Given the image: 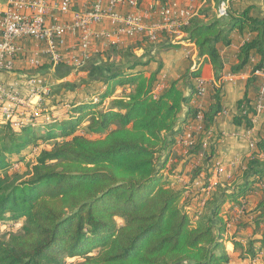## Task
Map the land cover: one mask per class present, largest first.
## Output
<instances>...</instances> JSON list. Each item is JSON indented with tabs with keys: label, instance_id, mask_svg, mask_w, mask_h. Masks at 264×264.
Instances as JSON below:
<instances>
[{
	"label": "trees",
	"instance_id": "trees-1",
	"mask_svg": "<svg viewBox=\"0 0 264 264\" xmlns=\"http://www.w3.org/2000/svg\"><path fill=\"white\" fill-rule=\"evenodd\" d=\"M214 1L218 6L223 0ZM233 29L248 30L254 36L239 46L232 71L243 68L253 51L259 56L253 69L260 67L264 18L252 17L246 9L206 21L192 17L182 39L171 40L164 34L153 45L157 49L193 42L197 50L194 67L157 91L159 71L147 74L145 62L125 53L120 64L91 76L100 90L98 100L73 105L78 117L62 120L44 134L54 138L57 129L63 139L40 151L24 180L6 173L7 156L34 143L39 137L35 128L42 123L25 125L19 132L0 126V220L24 221L19 232L0 240V264H66L64 256L82 258L70 264H232L235 252L250 260L262 255L264 264V184L262 198L251 209L246 201L238 200L251 191L256 177L264 178V159L252 155L241 169L240 181L217 185L204 202L205 212L194 223L180 202L183 190L168 185L164 177L175 135L196 112L189 105L195 79L205 63L211 65L215 82L221 78L223 63L217 44L229 43ZM55 68L57 76L72 71L66 64ZM248 81H254V76ZM181 84L189 88L187 95ZM117 87L124 91L112 97ZM212 88L201 136L210 131L222 110L220 85ZM108 98V105L101 109ZM238 107L247 113L236 116L234 122L250 127V101L244 97ZM85 115H89L88 132L101 137L74 134ZM257 151L264 152V138L257 143ZM226 202H234L243 215L252 217L253 231L244 242L226 235L227 220L220 215ZM115 217L123 223L117 225ZM225 241L232 244V252L225 250Z\"/></svg>",
	"mask_w": 264,
	"mask_h": 264
},
{
	"label": "built area",
	"instance_id": "built-area-1",
	"mask_svg": "<svg viewBox=\"0 0 264 264\" xmlns=\"http://www.w3.org/2000/svg\"><path fill=\"white\" fill-rule=\"evenodd\" d=\"M139 1L86 0L76 10L73 0H0V126L17 129L35 124L51 90L47 77L39 72L44 64H66L75 70L91 55L130 38L150 42L164 34L172 35V40L183 38V28L195 14L192 0L185 5L154 2L144 8ZM229 1L223 0L217 6L218 17L226 15ZM71 38H76V43H69ZM252 75L259 85L250 101L251 122L264 114V61ZM207 89V81L197 77L194 97H204ZM246 113V108L239 110L241 116ZM191 119L203 127L202 105L196 106ZM249 146L255 147L254 143ZM224 170L216 161L205 187L210 189L216 184L215 177Z\"/></svg>",
	"mask_w": 264,
	"mask_h": 264
},
{
	"label": "crops",
	"instance_id": "crops-1",
	"mask_svg": "<svg viewBox=\"0 0 264 264\" xmlns=\"http://www.w3.org/2000/svg\"><path fill=\"white\" fill-rule=\"evenodd\" d=\"M177 1L180 4H188L189 0H170ZM86 0H73V9H81ZM158 2L159 0H140V7H146L148 4ZM192 7L195 11L193 17H198L202 20H208L212 17H217V6L213 0H192ZM208 9V11L205 10ZM248 10L249 15L255 18H264V0H230L227 6V11L231 15H235L243 10ZM205 10V12L203 11ZM102 27V25H101ZM172 40V35L167 34ZM229 43H218L217 48L223 63V70L221 78L215 82L213 79V70L209 63H205L202 67L201 76L207 81L208 89L204 97L190 99L189 105L194 107L199 104L206 110L208 104L212 101L210 91L213 85H220L222 94V109L224 113L219 112L215 118L213 126L207 134L201 136L203 127L200 128L189 116L185 122L182 123L179 132L175 135V143L168 155L166 166L164 169V176L168 185L172 187L174 182L182 181L189 183L185 187V192H190L195 187L197 180L206 179L211 177L210 170H213V165L216 161L220 162L224 167V173L221 175L224 180L220 184L235 180L240 177L241 169L244 163L252 155L264 159V152L257 151V143L260 139L264 138V114H258L250 127H247L243 122L237 124L234 122L236 116H240L238 102L243 100L244 97L249 101L253 100L258 90V79L252 75L255 63L259 60L256 52H252L249 56L247 63L238 71H232V67L237 63V51L239 46L245 41L250 40L254 33L248 30L242 32L233 29L229 33ZM161 39V36L157 39ZM147 39L130 38L125 40L122 44L110 45L104 51L91 55L88 60L79 68L63 76H57V69L55 66H47L45 69L50 71L52 77L56 82L64 83L67 85H75L82 82V86L93 84L91 76L97 73H104L114 65H118L123 61L124 54L129 52L145 62L144 68L147 74L151 71L158 70L156 90L159 91L165 87L169 82L177 79L180 74L196 60L197 50L193 42H182L181 45L176 47H162L155 48L156 45ZM69 43H76V38H71ZM72 68V67H71ZM41 69H39L40 71ZM254 76V81L248 79ZM80 78L79 82L71 81V79ZM52 80H54L52 78ZM70 82L71 84H69ZM62 84L63 86H66ZM95 84V83H94ZM74 85V86H73ZM96 85V84H95ZM98 85V84H97ZM184 90L185 95L189 93V88L180 85ZM253 111V110H252ZM251 117V116H250ZM201 146L197 151H193L198 144ZM250 143H254L255 147L251 148ZM209 167L208 172L202 171L205 167ZM195 169L198 175L194 177L190 171ZM202 172H201V171ZM210 174L207 176V174ZM264 184V178H255L251 191L244 197L239 198L240 202H247V209H251L262 198L263 192L261 190ZM192 187V189H190ZM174 188V186H173ZM186 195V194H185ZM194 200V199H191ZM198 200V199H197ZM201 201V200H200ZM204 204V203H202ZM238 205L234 202H226L222 208L220 215L227 220L226 234L235 236L236 239L242 240L248 237L253 231V223L250 217H245L242 210H238ZM226 207V210L224 209ZM224 209V211H223ZM237 209L238 214L227 217L230 211ZM228 213V215L226 214ZM241 221H249V226L252 231L238 230L236 225L230 221H235L237 218ZM232 218V219H230ZM249 227V228H250ZM248 228V227H247ZM246 230V228H245ZM255 237H259L256 234Z\"/></svg>",
	"mask_w": 264,
	"mask_h": 264
},
{
	"label": "rangeland",
	"instance_id": "rangeland-1",
	"mask_svg": "<svg viewBox=\"0 0 264 264\" xmlns=\"http://www.w3.org/2000/svg\"><path fill=\"white\" fill-rule=\"evenodd\" d=\"M214 3L215 5H217L215 1ZM205 10L208 11V9L206 8ZM205 10L203 11L205 12ZM27 72L28 74L31 73V71H27ZM39 72L40 74H43L44 76L47 77L46 78L47 84L51 86V90L49 94L44 99L45 109H42L38 119L35 122V123L37 122L42 123L35 128L36 130L35 132H37L36 134H38L39 137H37L34 143H30L26 145L25 147H23L18 154H10L7 156V159L10 162V165L6 169L7 170L6 173L14 174L15 176L20 177L19 178L20 180H24L28 178V176H30L31 167L36 162V158L39 155L41 150L43 149L48 150L56 142L55 140L62 141L63 139L62 136L58 135L59 131L57 129H54L53 131L56 134V137L54 138H48L44 134H46L54 124H57L58 122H61L62 120H74L76 117H78V115L74 111H72L73 105H76L79 102H86L90 100L97 101L98 95L96 94V92L100 91L98 90L99 87L97 84L96 85L90 84V85L82 86L83 84L82 82H80L79 84H77V86L75 85L74 87H72V85L63 86L62 84L64 83L56 82L55 78L52 77L53 75L50 74L51 72L47 71L45 68L41 69ZM52 78L54 80H52ZM71 81L72 83L73 81L79 82L80 78L76 80L72 78ZM68 83L71 84L70 82ZM212 89L210 91V94H212ZM123 91H124L123 89H121L120 87H117L112 97L120 96ZM109 100L110 98L104 100L100 108L104 109L108 105ZM70 117L72 118L70 119ZM88 120H89V115H85L81 117V119L77 123L78 125L75 127L74 134H83L84 136L88 138H92V139L101 137L102 134L100 135L90 134L88 132L87 130ZM12 129H13L12 131L14 132H19L20 130V128H17V129L12 128ZM205 168L206 170L203 168L202 171L206 173L208 172L207 170L209 169V167L207 166ZM4 172H2V174ZM190 172L194 177H196V175L199 174L198 171L195 169H192V171ZM212 172L213 170H210V174ZM221 175L220 176L217 175L215 177L216 184H213L212 186H210V189L209 187L208 188L205 187L206 179L204 178L201 180H197L196 184H194L195 187L198 186L197 189L193 188L191 192L189 190V192L187 191L182 194L180 202L181 204H183V208L185 209L186 213L189 215L192 223H194L199 218V216L203 212H205V207H204V204L202 203L205 202L210 197L212 192H214V190L217 188V185L218 186L221 185L218 183H221L224 180H226ZM238 181H240V177L235 178V183ZM229 182H232V181L231 180L227 181V183ZM189 183L187 184L182 181H178V182H174L172 184V187L174 186V188L183 190L184 192L185 187L188 186ZM190 189H192V187H190ZM191 199H194V200H191ZM237 208L238 210H240L239 205L237 206ZM224 209L226 210V207H224ZM238 210L234 209L230 211V214L232 215H228V213L227 214L225 213V214L228 215L227 217L234 216L235 214L237 215L238 212H240ZM244 216L246 217V215ZM115 221L117 225H121L123 223V219L121 217H115ZM23 222L24 221L22 220L13 221L10 218H7V220H4V221L0 220V240L1 241L6 240L9 234L19 232L21 230V226ZM230 222L231 223L233 222V224L236 225L238 230L244 229L243 231H247L249 233L252 231V228L249 226V221H244V220L241 221L240 216L239 218H237V220L230 221ZM239 222H242V223H239ZM257 233H260V230H257ZM228 236H231V235H228ZM224 247L226 251L232 252V244L230 242L225 241ZM96 251L97 249L93 250V252L91 253H95ZM261 257L262 255H260L258 258L254 260H250L248 258L240 257L239 252H235V253H232L231 263L232 264H261L262 262ZM81 259L82 258L80 256H74V257H69V258L64 256L63 258L66 264H70V263H73Z\"/></svg>",
	"mask_w": 264,
	"mask_h": 264
}]
</instances>
